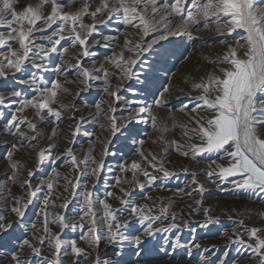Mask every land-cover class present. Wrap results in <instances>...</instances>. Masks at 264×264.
I'll list each match as a JSON object with an SVG mask.
<instances>
[{
	"label": "snow or ice",
	"instance_id": "obj_1",
	"mask_svg": "<svg viewBox=\"0 0 264 264\" xmlns=\"http://www.w3.org/2000/svg\"><path fill=\"white\" fill-rule=\"evenodd\" d=\"M110 22L120 26L116 36L106 35L102 30L108 28ZM205 30L222 37L220 43L225 45L226 51L210 60L213 70L206 71L199 81L185 80L191 84L186 94L188 103L175 111L185 114L186 122L175 120L169 104L170 82L168 87L161 85L151 92V105L119 95L124 90L136 94L137 90L131 84L125 89L126 81L145 84L142 91H148L146 82L155 85L158 78L150 80L151 74L140 79L141 70L137 66L145 64L146 55L155 57L154 63H167L169 55L174 54L170 52L174 38L195 40L198 38L195 33ZM98 48L111 50L99 68L94 59L97 52L93 50ZM85 61L90 64L86 65ZM69 74L76 79H69ZM113 78L118 81L115 85ZM68 84L78 85V91L70 93ZM21 86L23 90H20ZM94 87H101L109 97L108 100L101 98L93 105L97 116L103 114L106 117L109 133L101 141L100 159L92 154L94 148L91 147L83 158L78 157L72 147H67L61 156L50 154L49 150L55 144L39 150L35 169H28V179L21 185L27 186L26 195L13 197L10 211L16 219L5 223L0 218V239H3L28 222L25 217L30 206L42 205L38 216L40 226L31 224V238L16 237L21 242L10 256L9 264H68V259L72 264H80L81 259H91L92 264H145L149 252L159 244L158 234H165L164 244L182 247V235L178 234L182 224L177 223L178 216L171 211V204L165 205L162 199L157 202L146 194V190L163 186V182L178 176L166 166L170 148L191 160L206 156L208 167L204 175L208 183L231 185L224 190L255 194L264 201V0H34L25 5H20L19 0H0V89L7 90V94L0 92V107L12 108L4 124L5 133L34 141L42 135L38 124L52 123L56 127L49 139H54L65 113L78 111L74 104H65L61 97L66 94L79 96ZM193 92L198 94L193 96ZM122 99L127 115L120 118L115 113ZM102 105H106V111ZM165 108L169 109L171 126L154 113L155 109ZM28 111L33 113L31 119L26 115ZM146 112L152 128L161 133L157 138L163 144L160 155L153 152L146 155L142 148L144 141L136 139L139 133L129 127L139 123L141 114ZM84 119L81 116L77 121L69 144H75ZM20 125H26L34 135L21 131ZM176 127L182 129L185 143L166 139L165 134ZM125 135L141 146L137 150L140 159L119 165L123 174L115 180L119 194L108 191L102 199L97 198L90 188L95 189L100 182L106 168L105 158L115 155L109 151V146L114 139ZM23 146L13 143L14 151L7 153L9 166L14 170L13 182L20 167L13 159L14 153ZM62 156L75 175L71 178L62 176L53 166L52 179L41 181L47 191L42 198L38 197L41 187L33 188L31 178L47 160L51 159L55 165ZM144 163L152 171L142 167ZM129 172L131 179L127 175ZM181 172L191 175L192 179L177 192L184 193L185 188H190L189 197L193 192L203 197L207 188L199 182L197 172H190L188 168H182ZM61 177L68 195H56L54 200L55 181ZM136 190L151 203L135 202L133 192ZM110 199L118 201L121 207H114ZM56 200L62 202L57 204ZM203 202V199L195 201L197 205H203ZM70 205L77 209L78 221L67 215ZM50 208H59L63 212L50 213ZM210 211L204 209L206 219L200 227L220 223ZM229 219L233 218L229 216ZM235 223L243 226L242 231L233 228L232 235L228 236L229 243L250 252L256 264H264V227H247L244 219ZM51 225L59 231H53ZM68 229L80 230L81 235L67 238L64 233ZM224 235H228L227 231ZM78 240L85 242L96 255L92 257L90 252L79 247ZM101 241L111 246L112 257L101 259ZM126 241H129L128 250L124 248ZM192 247L199 249L201 245L189 246V256ZM45 248L50 250L48 255H44ZM20 253L38 259H28ZM228 256L229 252L224 251L222 257L202 256L201 260L205 264H226Z\"/></svg>",
	"mask_w": 264,
	"mask_h": 264
},
{
	"label": "rangeland",
	"instance_id": "obj_2",
	"mask_svg": "<svg viewBox=\"0 0 264 264\" xmlns=\"http://www.w3.org/2000/svg\"><path fill=\"white\" fill-rule=\"evenodd\" d=\"M29 2H34V0H19L20 5H25ZM118 27H120L118 23L110 22V26L102 30L106 35L116 36ZM122 30L123 29L121 28V31ZM195 35L198 37L195 40H188L186 37L174 38L175 43L170 46V52L174 54L169 55L167 63H154L156 58H148L146 55L145 64L142 66H137L138 69L141 70L140 79L144 80L145 76L149 74H151L150 80L152 77L158 78L156 79L155 85L151 84L150 82H146L148 83V91H142L143 89H145V84L137 83L135 80H133L126 81L124 87L126 89L128 85L131 84L137 90L136 94L134 95L132 92L124 90L121 91L119 95L122 98L126 97L129 100L147 101V103L151 105V101L153 98L151 92L155 88H159L161 85L164 87H168L170 82L172 93L169 98V104L174 110L175 120L178 123L186 122L188 120V117L179 111H175V109H178L182 104L188 103L186 94L190 91L191 84L185 83V80L191 81L195 79V81H199L205 75L206 71L213 70L214 66L210 63V60L216 59L217 56L222 55L226 51L225 45L220 43L222 37L217 36L215 32L211 30H205L199 33H195ZM122 40L123 37L121 36V42ZM230 42L234 43V41ZM93 50L97 52V56L94 57V59L97 60V68H99L100 64L104 62L106 56L111 54V50L103 48ZM116 51H119V48H117ZM242 53L243 50H241V54ZM85 63L86 65H88L90 64V61H85ZM149 64H153L154 67L149 68ZM45 75L47 77L48 74ZM60 78L63 79V77ZM69 79H76V77L72 74H69ZM112 83L113 85H115L116 83H118V81L113 78ZM66 87L69 88L70 93H76L78 91V85L76 84H68L66 85ZM181 89H183V91H181ZM20 90H23V86H21ZM91 90L87 92H81L79 96L66 94L61 97L65 104H75V107L81 104L82 107H80L78 111L69 110L65 113L63 121L59 123V128L56 132V136L52 140H50L49 137L52 136L53 129L56 127V125L52 123L38 124V130L41 131L42 135L34 141H29L27 138L22 140L19 137L5 133L4 124L7 122L6 118L10 116L12 108L0 107V113H3V118H0V218H2L5 223L9 222L10 220L16 219L10 211L13 204V197L26 195L28 188L26 185L23 187L21 185L24 180L28 179V169H35L37 154L41 148L48 149L49 144H55V147L51 148L49 152L52 156H61V154L65 152V149L67 147H72L74 153L78 157L83 158L86 154H88L89 148L91 147L94 148V152L92 154L97 159H100V153L103 148L101 141H103L105 137L109 135L106 130L107 119L103 114L97 116V110L95 109L94 111H92V109L95 108L93 106L94 103L100 102L101 98L108 100L109 97H107L103 93L101 87H94ZM0 92H5V94H7V90L4 89H0ZM28 94L30 95V93ZM197 94L198 93L195 92L192 93L193 96ZM102 107L105 109V111L107 110L106 105H102ZM117 108L118 111L115 113L117 117L123 118L127 115V111L124 108L123 99L121 100L120 104L117 105ZM91 111L95 112V116ZM154 113L158 115L159 120H162L169 126H171L172 121L168 118L169 109H155ZM26 115L30 119L33 117V113L31 111H28ZM202 115L207 114L202 113ZM81 116H83L85 119L84 122L80 125V134L75 137V144H69V140L72 139L71 132L76 127V123ZM140 117L141 118L139 123H135L134 126L129 125V127H134V130L139 133V135L135 137L136 139L144 141L142 148L146 155L149 152L160 155L163 144L158 142L157 138L161 135V133L152 128L147 112L141 114ZM33 122L36 121L34 120ZM20 128L21 131L27 132L29 136L34 135V133L29 131L26 125H20ZM165 136L169 141H178L180 143L186 142V138L182 136V129L180 127H176L174 130L167 132ZM13 143H16L17 145H24L23 147H20L19 151H16L14 153L13 157V159L18 161L20 165L15 182H13L12 180V174L14 170L9 166V161L7 160V153L10 151H14L12 148ZM29 144L36 145V147H30L28 146ZM140 147V145L133 143L132 140L127 139L126 135L113 140V143L109 146V151L114 153L115 155H109L105 158L106 168L101 173L100 182L96 185L95 189L90 188V190L94 191L97 198L102 199L108 192V190L114 191L119 194V188L115 186L116 178L123 175L119 171V165L124 162L130 164L133 160H139L140 157L137 154V150ZM47 154L48 153H46V155ZM167 159L168 163H166V166L170 170L172 169L176 171L178 173V176L173 177L169 181L163 182V186H158L156 188L146 190V194L150 195L152 199L157 202H159L161 198L163 200V197L165 200V192H175L177 191L175 190V188L178 189L180 187H185V183L187 181L190 183L189 180L191 178V175L184 174L183 172H181L182 168L179 167V162L181 159L179 154L170 148ZM194 161L197 163L208 165L206 156ZM217 162L221 163V161ZM53 166L57 168L62 176L66 175L71 178L75 175V172L70 167V164L65 161L63 156L61 160H57L55 162V165H53L51 159L47 160L45 164L42 165V169L40 171H36V174L31 178L33 188L37 186L41 187V192L38 193V197L40 198H42L44 192L47 191V188L41 184V181L52 179L51 169ZM142 167L148 168V165L144 163L142 164ZM178 168L180 170H177ZM108 169H111V171H109ZM148 170L152 171L151 168H148ZM127 175L128 178L131 179V173L129 172ZM140 179L143 181L144 177L141 176ZM81 182L83 183V178ZM157 183L158 185L160 184L159 181ZM64 184L65 180L62 177L55 181V187L53 190L54 200L56 199V195H68L64 192ZM124 187L130 188L132 186L124 185ZM191 187H195V185H191ZM206 188L207 190L203 194V201L205 203H212L213 205L218 204L219 206L230 208L231 206L236 207L238 204H241L242 202L244 203L246 202V200H248L253 203L264 205V201H261L258 195H249L243 192L224 190L225 188H231V185L220 184L219 186L214 188H208L207 186ZM189 190L190 188H185L186 194L174 198L177 202H179L177 205L181 207L189 206L191 205L193 200H196L200 196L199 194L193 192L192 196L189 197L187 195V192ZM133 199L137 203H151V201L146 202V200L142 198V194L139 190L133 192ZM61 202L62 201L60 200H56L57 204ZM110 202L114 207H121L118 201L110 199ZM75 203L76 202L74 201V204ZM41 206L42 205L36 207L30 206L25 217L28 222L22 224L21 229L12 233L11 236L6 235L3 239H0V251L6 252L5 254L2 253V255H0V264H9L7 261L6 263L5 260L10 255V253L14 254V249L18 250V246L21 241L16 239L17 236L22 235L23 238H31V224L36 223L38 227L40 226V219H38V216L39 208ZM76 210L77 209L73 208V206L70 205L67 215L72 216L74 220H78L79 217L75 216ZM49 212H63V210L59 208H50ZM213 217H218L221 223L209 225L207 228L200 227V224L203 223L206 219L205 216L198 219H189V222L186 220L181 221L182 230L178 234L182 235L183 246L179 248H173L169 245L164 244L163 239L165 238V234H158L156 239L159 241V244L149 252L145 264H205V261L201 260L202 256L208 257L210 259H215L217 256L222 257L224 251L229 252L226 264H256V260L251 257L250 252L244 250L239 245L230 244L229 240L227 239L228 237H225L226 239L224 238L225 229L229 227L231 228L232 225H235V221L230 224L229 222L231 220L228 217ZM182 222H184V224L186 223L187 226L184 227V224ZM177 223L180 222L177 221ZM51 227L53 228V231H59V229L55 225H51ZM192 227L196 229L195 232L190 231ZM238 229L242 230V227H239ZM80 235V230L72 231L71 229H68L65 230L64 233V236L67 238H78ZM78 243L79 247L84 248L87 252H90V249L86 247L87 244L85 242L78 240ZM194 243H199L201 247L199 249L192 247V254L191 256H189L188 247L193 245ZM124 248L125 250H128L129 241L125 242ZM49 251V249L45 248L44 255H48ZM113 255V250L111 247H109V257H112ZM30 257L31 255L28 254L27 258L29 259ZM30 259L38 258L31 257ZM133 259L135 258L133 257ZM68 264H72L71 259H68ZM80 264H92V260L81 259Z\"/></svg>",
	"mask_w": 264,
	"mask_h": 264
},
{
	"label": "bare ground",
	"instance_id": "obj_3",
	"mask_svg": "<svg viewBox=\"0 0 264 264\" xmlns=\"http://www.w3.org/2000/svg\"><path fill=\"white\" fill-rule=\"evenodd\" d=\"M68 58L71 59V57H68ZM80 107H82L81 104L77 105L76 109H79ZM94 110H95V108L92 109V111H94ZM91 112H90V114H91ZM92 113L95 116V114H94L95 112H92ZM85 124H86V121H85ZM180 158L181 159H180V162H179V167L188 168L190 170V172L191 171L197 172L199 182L203 183V184H206V186L208 188L217 187V185L208 183L207 180H206L204 172L207 169L208 165L197 163L194 160H191L189 158H185V157H181V156H180ZM177 170H180V169L178 168ZM191 179H192V177L190 178L189 181H191ZM175 190H177V189L175 188ZM184 194H186V192H184V193H178L177 191H175V192H165V197H166L165 200H164V197H163L164 204L165 205L171 204V211L175 212L177 214V216H178V220L177 221L180 222V223H181V221H185V220L188 221L189 219H198L200 217H203V216H205L204 215V209H210L211 210L210 214L212 216H224V217H228V218H229V216H231L233 219L229 222L230 224L233 221H236V220H239V219H244L245 225L247 227H253V226L258 227V228L264 227V219H261V215L264 214V205L263 204L261 205V204L253 203L251 201L246 200V202H244V203L242 202L241 204H238L236 207H232L231 206L230 208L229 207H224V206H219L218 204L213 205L212 203H205V202H203V205H197L195 203V201L203 199V197L199 196L197 199L195 198L196 200H193L191 205L185 206V207H183V206L181 207V206L177 205L179 202H177L174 198L183 196ZM170 199H172V200H170ZM148 202H150V201H148ZM140 204H142V203H140ZM197 210H199V214H197ZM75 219H77V218H75ZM182 223L184 224V222H182ZM234 224L235 225H232L231 228L229 227V228L225 229V231H227L228 235L227 236L225 235L224 238L228 237L229 235L232 234L233 228H235L237 231H242V230H240L238 228L239 227H243V226H240V225H238L236 223H234ZM245 239H247V236H245ZM86 247H88V246L86 245ZM109 247H111V246L105 245L103 243V241H101V248H100L101 259H106L107 257H109ZM88 249H90V248L88 247ZM2 253L5 254L6 252L0 251V255H2ZM90 253L93 255V257L96 255V252L93 249H90ZM245 253H246V251H245ZM20 254H21L22 257H24L26 255L28 257L27 253L26 254L20 253ZM11 255H12L11 253H10L9 256L7 255L8 257L5 260V262L7 261L9 263V258H10Z\"/></svg>",
	"mask_w": 264,
	"mask_h": 264
}]
</instances>
